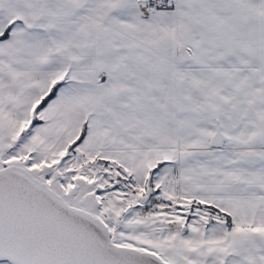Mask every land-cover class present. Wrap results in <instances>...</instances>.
<instances>
[{"label": "snow or ice", "instance_id": "6c2138e0", "mask_svg": "<svg viewBox=\"0 0 264 264\" xmlns=\"http://www.w3.org/2000/svg\"><path fill=\"white\" fill-rule=\"evenodd\" d=\"M0 264H264V0H0Z\"/></svg>", "mask_w": 264, "mask_h": 264}]
</instances>
